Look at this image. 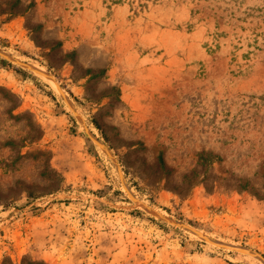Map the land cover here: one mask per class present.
Here are the masks:
<instances>
[{
    "label": "rangeland",
    "instance_id": "374dc122",
    "mask_svg": "<svg viewBox=\"0 0 264 264\" xmlns=\"http://www.w3.org/2000/svg\"><path fill=\"white\" fill-rule=\"evenodd\" d=\"M0 264H264V0H0Z\"/></svg>",
    "mask_w": 264,
    "mask_h": 264
},
{
    "label": "trees",
    "instance_id": "16d2710c",
    "mask_svg": "<svg viewBox=\"0 0 264 264\" xmlns=\"http://www.w3.org/2000/svg\"><path fill=\"white\" fill-rule=\"evenodd\" d=\"M3 62L5 63L6 61H5V60H2V63H3Z\"/></svg>",
    "mask_w": 264,
    "mask_h": 264
},
{
    "label": "bare ground",
    "instance_id": "6f19581e",
    "mask_svg": "<svg viewBox=\"0 0 264 264\" xmlns=\"http://www.w3.org/2000/svg\"><path fill=\"white\" fill-rule=\"evenodd\" d=\"M49 81L53 84L52 80H49Z\"/></svg>",
    "mask_w": 264,
    "mask_h": 264
}]
</instances>
